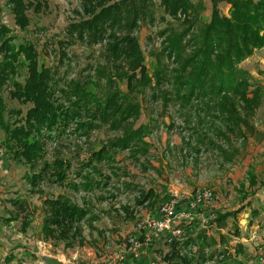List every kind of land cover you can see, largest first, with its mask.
Masks as SVG:
<instances>
[{
    "label": "rangeland",
    "instance_id": "374dc122",
    "mask_svg": "<svg viewBox=\"0 0 264 264\" xmlns=\"http://www.w3.org/2000/svg\"><path fill=\"white\" fill-rule=\"evenodd\" d=\"M25 1L40 5L36 10L30 7L26 11L30 24L25 30L14 24L6 0H0V20L16 35V42L28 39L35 45L39 62L43 61L56 71L57 89L65 87L64 83L69 79H83L86 75L94 78V67L106 63L105 42L88 45L73 40L64 49L67 56L58 61L60 47L57 40L66 37L69 23L85 16L82 0ZM152 1V20L145 16L133 32L144 53L149 74L157 66L154 54L161 49L158 31L172 20L158 6L159 0ZM202 4L200 20L206 21L211 4L209 0H202ZM218 7L221 14L228 15V4L220 3ZM182 18L180 15L179 19ZM164 60L162 58L161 62L165 63ZM239 66L249 72L253 85H258L262 91L259 105L253 112L246 115L243 109H238L239 115L245 116L251 126L249 130L241 129L246 135L243 140L233 135L229 142H224L214 135L218 148L202 144L194 132L201 130L197 124L200 117L173 105L164 107L146 91L139 98L142 113L134 122V127L146 123L144 139L148 145L145 152L110 149V160L94 162L95 169L86 167L84 164L93 150L121 137V127L113 129L107 123H96L85 133L75 130V122H71L63 132L54 133L52 137H46L44 133L43 139L45 155L42 160L51 162L55 157H62L69 161L66 179L58 182L45 176L33 186L24 178V174L31 173L28 166L8 158L0 146V264H45L44 256L56 257L63 264H106L107 260L113 264L148 261L168 264L163 255L170 246L162 235L154 237L157 242H145L136 259L129 250L128 237L136 234L137 222L157 215L159 203L170 191L176 190L187 196L203 186L214 192L212 209L216 218L226 213L228 216L221 222L215 218L204 227L197 220L184 225L174 239L178 249L193 257L202 246L206 259L200 262L202 264H237L239 261L258 264V248L264 245V48L256 49ZM11 77L23 82L25 69ZM119 87L123 88L124 84L120 82ZM3 89L0 103L5 108V117L13 120L23 116L31 104L11 98L6 84ZM55 96L66 103L65 96L59 91H55ZM188 125L194 128L190 129ZM2 136L0 129V141ZM79 172L89 174L91 186L88 189L80 186L75 189L70 185L83 182ZM58 195L88 209V214L78 225L80 234L61 237L56 231L42 230L46 215L43 200ZM17 198L24 201L23 211L26 212L9 202ZM15 211L20 214L18 218L6 221V216ZM24 213L26 221L21 226ZM198 233L208 244L201 245ZM138 234L141 240L146 237L141 232ZM188 237L193 242L186 246L184 241ZM211 239L213 242L209 243ZM238 243L246 249V257L235 253ZM9 255L11 260L7 261L5 257Z\"/></svg>",
    "mask_w": 264,
    "mask_h": 264
},
{
    "label": "trees",
    "instance_id": "16d2710c",
    "mask_svg": "<svg viewBox=\"0 0 264 264\" xmlns=\"http://www.w3.org/2000/svg\"><path fill=\"white\" fill-rule=\"evenodd\" d=\"M209 1V18L202 21V0H159L158 6L172 20L158 31L161 49L154 54L157 66L149 74L144 53L133 32L145 16L152 20L153 1L82 0L85 16L69 23L66 37L57 40L58 61L67 56L65 47L79 40L88 45L105 42L106 63L94 67V78L86 75L83 79H69L65 87L59 89L56 71L43 61L39 62L35 45L28 39L16 42V35L0 20V91L6 84L11 98L31 104L23 116L9 120L0 103L3 133L0 146L8 158L28 166L31 173L24 174V178L29 184L35 186L45 176L58 182L66 179L69 161L62 157H55L51 162L42 160L45 155L43 139L44 133L52 137L54 133L63 132L71 122H75V130L85 133L96 123H107L113 129L121 127V137L93 150L84 164L86 167L95 169L94 162L110 160V149L145 152L148 145L144 139L146 123L134 127V122L142 113L139 98L146 91L164 107L173 105L200 117L197 124L201 130L194 132L204 145L218 148L214 135L224 142H229L233 135L245 139L241 129L249 130L251 126L245 116L239 115L238 109H243L246 115L253 112L259 105L262 91L261 87L253 85L249 72L239 64L256 49L264 48V0ZM220 3L229 5L227 16L220 13ZM6 6L14 24L21 30L30 24L26 11L30 7L34 10L40 7L39 2L25 0H6ZM180 15H183L182 20ZM162 58L165 63L161 62ZM20 69H25L23 82L11 77ZM102 78L103 83L100 82ZM120 82L123 88L119 87ZM55 91L65 96L66 103L57 99ZM40 160L42 163L37 169ZM78 175L83 182L70 185L75 189L79 186L88 189L91 186L89 174L79 172ZM9 202L24 210L23 200L17 198ZM43 204L46 215L42 230L56 231L61 237L80 234L78 225L88 214L85 206L64 195L45 198ZM19 215L16 211L10 212L6 221L16 220ZM25 216L24 213L21 226H24ZM226 216L228 213L217 215L216 221L221 222ZM200 234L197 237L201 245L208 244ZM192 242L188 237L184 244L188 246ZM212 242L211 239L209 243ZM166 244L170 249L164 253L163 260L168 264L206 261L202 246L197 256L191 257L181 253L176 240ZM234 250L237 255L247 256L241 243L236 244ZM6 258L10 261L11 255Z\"/></svg>",
    "mask_w": 264,
    "mask_h": 264
},
{
    "label": "built area",
    "instance_id": "2783aa9c",
    "mask_svg": "<svg viewBox=\"0 0 264 264\" xmlns=\"http://www.w3.org/2000/svg\"><path fill=\"white\" fill-rule=\"evenodd\" d=\"M213 200L214 192L207 186L194 189L187 196H182L176 190L170 191L159 203L157 215L147 216L137 222L134 229L136 234L129 235L128 245L133 258H138L145 242H157L154 240L156 235H162L165 243H171L180 234L184 225L194 220L203 227L210 224L216 218V213L212 209ZM139 232L146 236L143 240L139 237ZM256 260L258 264H264V245L258 248ZM106 262L113 264L108 260ZM143 264H157V262L148 261Z\"/></svg>",
    "mask_w": 264,
    "mask_h": 264
},
{
    "label": "water",
    "instance_id": "95a60500",
    "mask_svg": "<svg viewBox=\"0 0 264 264\" xmlns=\"http://www.w3.org/2000/svg\"><path fill=\"white\" fill-rule=\"evenodd\" d=\"M43 260L45 264H63L58 258L52 256H44Z\"/></svg>",
    "mask_w": 264,
    "mask_h": 264
}]
</instances>
